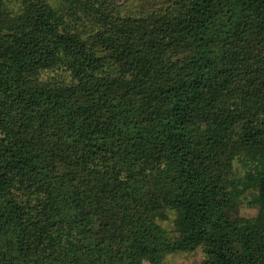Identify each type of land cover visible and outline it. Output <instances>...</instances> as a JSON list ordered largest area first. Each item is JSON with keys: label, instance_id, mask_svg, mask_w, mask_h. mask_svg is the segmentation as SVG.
I'll list each match as a JSON object with an SVG mask.
<instances>
[{"label": "trees", "instance_id": "trees-1", "mask_svg": "<svg viewBox=\"0 0 264 264\" xmlns=\"http://www.w3.org/2000/svg\"><path fill=\"white\" fill-rule=\"evenodd\" d=\"M138 1L0 0V264H264V0Z\"/></svg>", "mask_w": 264, "mask_h": 264}, {"label": "rangeland", "instance_id": "rangeland-1", "mask_svg": "<svg viewBox=\"0 0 264 264\" xmlns=\"http://www.w3.org/2000/svg\"><path fill=\"white\" fill-rule=\"evenodd\" d=\"M12 2L11 7L13 11L17 14L18 17H22V12H20V7L16 4V0H9ZM54 5H59L66 0H48ZM114 4L117 5V8L126 15H136L140 9V2L138 0H113ZM46 80H53L60 83L71 82V76L69 72L65 70L64 67L58 68L57 70L51 71L50 73L44 74ZM235 170L237 174L244 175L245 169L239 164H235ZM249 194L245 195L243 198V205L240 208V213L244 217H252L256 214V209L250 205L252 199H247ZM156 208L159 210L160 214L164 217L162 220L163 225L173 231L174 228V212L162 208L157 204ZM205 259V254L200 248L195 252L183 253L178 255L169 256L165 264H202Z\"/></svg>", "mask_w": 264, "mask_h": 264}]
</instances>
